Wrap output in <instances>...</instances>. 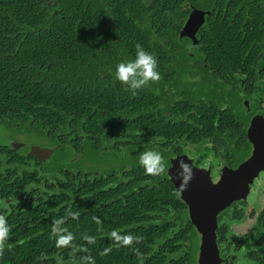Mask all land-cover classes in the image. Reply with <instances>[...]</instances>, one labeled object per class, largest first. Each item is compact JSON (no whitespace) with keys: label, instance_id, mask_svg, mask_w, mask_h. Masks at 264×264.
Returning <instances> with one entry per match:
<instances>
[{"label":"flooded vegetation","instance_id":"flooded-vegetation-1","mask_svg":"<svg viewBox=\"0 0 264 264\" xmlns=\"http://www.w3.org/2000/svg\"><path fill=\"white\" fill-rule=\"evenodd\" d=\"M192 19L200 21L195 44L180 42L181 26L179 48L146 50L162 78L136 96L114 79L117 63L103 61L112 74L103 95L89 96L88 86L70 109L53 100L43 110L0 107V213L11 226L0 264H83L86 256L95 264H200L193 208L207 211L213 186L254 153L248 128L264 119V52L249 67L227 49L212 58L194 48L204 14ZM230 109L244 127L241 140ZM149 150L163 155L166 174H145L138 160ZM180 160L192 168L186 189ZM263 186L261 168L245 198L216 209L219 264H264V206L248 205ZM58 220L72 234L68 247H57Z\"/></svg>","mask_w":264,"mask_h":264},{"label":"trees","instance_id":"trees-1","mask_svg":"<svg viewBox=\"0 0 264 264\" xmlns=\"http://www.w3.org/2000/svg\"><path fill=\"white\" fill-rule=\"evenodd\" d=\"M190 4L209 9L194 48L212 58L227 49L247 67L264 52V0H0V107L43 110L55 101L67 109L88 86L89 96L103 95L112 89L103 61L134 59L137 43L179 48ZM228 112L233 134L245 138Z\"/></svg>","mask_w":264,"mask_h":264},{"label":"water","instance_id":"water-1","mask_svg":"<svg viewBox=\"0 0 264 264\" xmlns=\"http://www.w3.org/2000/svg\"><path fill=\"white\" fill-rule=\"evenodd\" d=\"M206 11L192 6L187 20L180 30V42L184 45H192L197 42L195 32L200 21L195 22L192 17L195 14H205ZM248 137L254 142L255 150L248 160L239 165L235 170L227 172L218 185L213 186L210 191L211 197L207 205V211L198 212L193 208L195 223L199 227L200 242V264H219L221 261L216 241L215 211L222 204H228L234 199L245 198L249 191V183L257 174L258 170L264 168V119L255 116L248 128ZM193 191L190 195H193ZM193 201V200H192ZM195 201V200H194Z\"/></svg>","mask_w":264,"mask_h":264},{"label":"clouds","instance_id":"clouds-1","mask_svg":"<svg viewBox=\"0 0 264 264\" xmlns=\"http://www.w3.org/2000/svg\"><path fill=\"white\" fill-rule=\"evenodd\" d=\"M136 54L134 59L123 61L116 65L114 79L121 85L126 86V90L136 96L140 90L158 83L161 80V74L158 71V59L152 53L146 51L142 45H135ZM138 163L145 170V174L149 176H161L167 173L163 155L158 151H145L140 154ZM177 177L181 183L179 187L186 189L187 184L192 178V168L184 160L178 162ZM27 191V189H26ZM2 203V202H0ZM6 207V205H4ZM62 220L55 221L52 233L56 237L57 247H68L73 239L72 234L60 225ZM11 226L7 217L0 213V257H3L5 249L10 240ZM91 240V237H85ZM41 258H45V254H41ZM83 264H95L92 257L86 256L82 258Z\"/></svg>","mask_w":264,"mask_h":264},{"label":"rangeland","instance_id":"rangeland-1","mask_svg":"<svg viewBox=\"0 0 264 264\" xmlns=\"http://www.w3.org/2000/svg\"><path fill=\"white\" fill-rule=\"evenodd\" d=\"M264 188V186H263ZM249 209H253L255 206L258 208H262L264 206V191L255 190V192L252 193L250 200H249Z\"/></svg>","mask_w":264,"mask_h":264}]
</instances>
